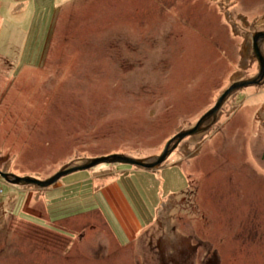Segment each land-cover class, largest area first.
<instances>
[{
    "label": "rangeland",
    "instance_id": "1",
    "mask_svg": "<svg viewBox=\"0 0 264 264\" xmlns=\"http://www.w3.org/2000/svg\"><path fill=\"white\" fill-rule=\"evenodd\" d=\"M0 5V171L18 177L154 159L260 72L264 0ZM263 91L234 92L156 171L0 177V264H264Z\"/></svg>",
    "mask_w": 264,
    "mask_h": 264
},
{
    "label": "water",
    "instance_id": "2",
    "mask_svg": "<svg viewBox=\"0 0 264 264\" xmlns=\"http://www.w3.org/2000/svg\"><path fill=\"white\" fill-rule=\"evenodd\" d=\"M253 43V51L255 58L259 64L260 72L257 77L251 80H243L234 83L217 101L216 105L213 109H211L208 113H206L198 122L195 128L190 129L188 131H183L179 133L177 136H175L171 141L168 142L166 145L165 150L163 153L156 158H152L149 160H135L126 156L122 155H112L107 157H101L96 159L89 160L88 163L83 164L78 167L63 169L60 172H58L56 175H54L52 178L45 180V181H39L33 178L28 177H18L16 175L5 173L0 171V177L7 182L10 185L14 186H31L35 185L42 189H48L54 185H56L62 178L69 176L71 174L77 173V172H83L91 170L99 165L108 164V165H114V164H121V165H127L132 166L136 168H141L147 171H156L163 167L169 156L178 148L180 143L191 136H196L202 131V126L210 119L217 118L219 111L221 110L222 106L226 102L229 96H231L234 92L243 89L248 88L251 86L259 85L262 81H264V55L262 53L261 45L264 43V32H257L254 34L252 38ZM174 143V145H173ZM173 145V146H172Z\"/></svg>",
    "mask_w": 264,
    "mask_h": 264
},
{
    "label": "crops",
    "instance_id": "3",
    "mask_svg": "<svg viewBox=\"0 0 264 264\" xmlns=\"http://www.w3.org/2000/svg\"><path fill=\"white\" fill-rule=\"evenodd\" d=\"M0 8H1V5H0ZM0 12H1V10H0ZM163 168V167H162ZM27 194H32V195H34V196H36V194H35V192L34 191H32V190H29V189H23ZM32 192H34V193H32ZM44 194V193H43ZM40 195V194H38V199H37V202L38 201H40V199H41V197H43L44 195ZM46 200V199H45ZM30 209H29V211L31 210V206L29 207Z\"/></svg>",
    "mask_w": 264,
    "mask_h": 264
},
{
    "label": "flooded vegetation",
    "instance_id": "4",
    "mask_svg": "<svg viewBox=\"0 0 264 264\" xmlns=\"http://www.w3.org/2000/svg\"><path fill=\"white\" fill-rule=\"evenodd\" d=\"M260 32H264V29H262ZM257 61V60H256ZM257 64H258V62H257ZM259 67V66H258ZM259 86H263L264 87V81H262L260 84H259ZM264 92V91H263ZM212 123H215L216 121H217V118H212L211 120H210ZM211 123V124H212Z\"/></svg>",
    "mask_w": 264,
    "mask_h": 264
},
{
    "label": "trees",
    "instance_id": "5",
    "mask_svg": "<svg viewBox=\"0 0 264 264\" xmlns=\"http://www.w3.org/2000/svg\"><path fill=\"white\" fill-rule=\"evenodd\" d=\"M167 161H168V159H167ZM165 164H166V163H165ZM165 164H164V165H165ZM164 165H163V167H164Z\"/></svg>",
    "mask_w": 264,
    "mask_h": 264
}]
</instances>
